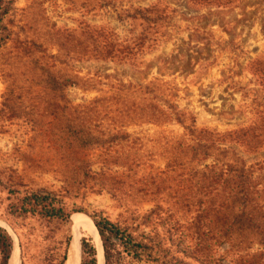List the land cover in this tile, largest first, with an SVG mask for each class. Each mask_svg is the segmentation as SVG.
Masks as SVG:
<instances>
[{
	"label": "rangeland",
	"instance_id": "obj_1",
	"mask_svg": "<svg viewBox=\"0 0 264 264\" xmlns=\"http://www.w3.org/2000/svg\"><path fill=\"white\" fill-rule=\"evenodd\" d=\"M4 9L0 223L12 229L0 227L20 264H57L85 213L148 245L122 264H264L262 237L229 232L239 211L226 207L243 167L253 208L264 209V0ZM30 192L84 213L69 224L20 217L13 207ZM87 227L81 239L93 241Z\"/></svg>",
	"mask_w": 264,
	"mask_h": 264
},
{
	"label": "trees",
	"instance_id": "obj_2",
	"mask_svg": "<svg viewBox=\"0 0 264 264\" xmlns=\"http://www.w3.org/2000/svg\"><path fill=\"white\" fill-rule=\"evenodd\" d=\"M4 4L5 0H0V17L5 13ZM69 84H71V81L65 79L63 86L69 87ZM84 142L88 144V141L84 140ZM235 172L236 175L232 179L234 184V189H231L232 199L229 201L231 205L227 203L226 207L229 209L238 207L239 212L232 215V224H229L228 231L231 232L234 227H236V230H250L262 237L264 241V209L258 212L253 208L254 204L250 193L251 185L247 170L243 167H237ZM13 208L14 212L20 217L38 215L43 219L59 221L64 224L70 223L72 214L84 213L78 209L68 210L59 199L43 192L25 194ZM86 215L91 218L99 233L104 253V264H122L123 260L130 257L141 260L145 254H148V245L137 240L119 224L113 223L100 214ZM71 238L70 235L66 238L64 250L57 264L65 263ZM80 246V264H98V253L92 241L82 238ZM13 249L12 237L5 229L0 227V264H10ZM249 264L259 263L252 261Z\"/></svg>",
	"mask_w": 264,
	"mask_h": 264
},
{
	"label": "bare ground",
	"instance_id": "obj_3",
	"mask_svg": "<svg viewBox=\"0 0 264 264\" xmlns=\"http://www.w3.org/2000/svg\"><path fill=\"white\" fill-rule=\"evenodd\" d=\"M83 221L84 222L88 221L90 224V227L85 228V233L93 238L94 245L98 253V256H97L98 264H104V254H103L102 243L100 240L99 233L93 221L90 218L86 217L85 215H80V214L75 215L74 220H73V227H74L73 242L70 248L67 264H80V261H81L80 260L81 259L80 239H81L82 231H80L78 227L82 224ZM0 225L4 227L5 229H7L9 232H11V229L8 225L4 223H0ZM14 241H15V247L13 250V255H12L10 264H20L21 263L19 261L20 251L17 245V240H14Z\"/></svg>",
	"mask_w": 264,
	"mask_h": 264
},
{
	"label": "water",
	"instance_id": "obj_4",
	"mask_svg": "<svg viewBox=\"0 0 264 264\" xmlns=\"http://www.w3.org/2000/svg\"><path fill=\"white\" fill-rule=\"evenodd\" d=\"M73 215V214H72ZM85 215V214H84ZM87 216V215H86ZM88 217V216H87ZM91 219V218H90ZM6 225H8L7 223H5ZM9 226V225H8ZM12 229V228H11ZM72 236V235H71ZM72 242H73V236H72V238H71V242H70V245H69V249H68V254H67V259H66V261H65V263L64 264H67V262H68V258H69V252H70V248H71V245H72Z\"/></svg>",
	"mask_w": 264,
	"mask_h": 264
}]
</instances>
